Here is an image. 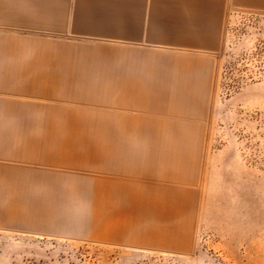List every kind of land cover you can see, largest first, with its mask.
Listing matches in <instances>:
<instances>
[{"label": "rangeland", "instance_id": "374dc122", "mask_svg": "<svg viewBox=\"0 0 264 264\" xmlns=\"http://www.w3.org/2000/svg\"><path fill=\"white\" fill-rule=\"evenodd\" d=\"M36 55L83 99L0 93V264H264V0H0V87Z\"/></svg>", "mask_w": 264, "mask_h": 264}, {"label": "crops", "instance_id": "0c3cea01", "mask_svg": "<svg viewBox=\"0 0 264 264\" xmlns=\"http://www.w3.org/2000/svg\"><path fill=\"white\" fill-rule=\"evenodd\" d=\"M158 18V17H157ZM33 48V47H32ZM59 49H67V48H59ZM64 51V50H62ZM36 54H39L37 51ZM62 53V52H61ZM63 54V53H62ZM72 55V58L63 59L62 56L59 58L53 59H42L41 55H36L34 59H19L14 60V63L17 66H14L15 70L13 72L12 78L16 81L14 85L5 87H0V93H5L9 95L15 96H36V97H52L58 98L60 94L64 93L69 95L68 100L70 101H81L83 99L76 94L69 85L70 82H67L68 79L77 80L79 78V73L75 72L76 62L77 60H83L85 57ZM199 65L203 66V64H198L196 61H186L180 63H173L172 66L166 72L171 83H179V84H188V83H198L204 82L203 80H199L201 77L198 72ZM44 66L47 70L45 72L40 70V67ZM39 69V70H38ZM74 69V70H73ZM4 73H8L4 71L0 76V78H4ZM117 76L116 72H111L109 76V89L108 95L110 100L105 101L102 105L105 107L112 109L114 107L119 108V110L129 111V110H144L146 108L155 107L157 104H152L153 99L157 100V92L148 91V93H143L141 90H137L128 85L121 84L119 81H115L111 78ZM23 84V85H21ZM12 87V88H11ZM141 91V92H140ZM149 94V95H148ZM184 98V97H183ZM177 100V99H176ZM185 102L190 101V97L184 98ZM175 98H167L166 103L168 109H166L167 114L166 122L167 123H176L175 119L179 116L176 113L177 110H172L169 108L170 105H174ZM152 102V103H151ZM181 103L179 106L181 110H178L181 113L182 110H185V107H188V102ZM155 103V102H154ZM167 108V107H166ZM173 112V113H171ZM185 118V116H183ZM191 118V116H187ZM181 118V117H180ZM178 123L185 122L182 119H177ZM139 122V121H137ZM187 122H189L187 120ZM95 131L98 132L97 124H94ZM102 130V129H99ZM106 130V129H104ZM111 133H113L112 129H108ZM126 133H131L130 130L125 128ZM103 138V136H100ZM145 195V194H137ZM136 205H141L137 203ZM142 207V206H141Z\"/></svg>", "mask_w": 264, "mask_h": 264}]
</instances>
